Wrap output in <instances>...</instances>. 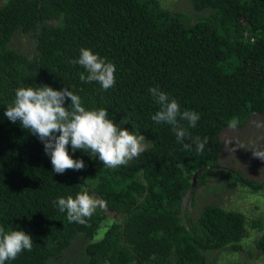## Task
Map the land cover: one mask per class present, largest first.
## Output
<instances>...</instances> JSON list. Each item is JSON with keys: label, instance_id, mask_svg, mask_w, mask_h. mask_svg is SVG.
Here are the masks:
<instances>
[{"label": "trees", "instance_id": "trees-1", "mask_svg": "<svg viewBox=\"0 0 264 264\" xmlns=\"http://www.w3.org/2000/svg\"><path fill=\"white\" fill-rule=\"evenodd\" d=\"M190 2L197 19H185L160 0L0 3V226L23 229L34 242L32 251L5 264L61 261L79 236L92 240L100 229V238L84 247L86 264H210L211 251L243 252V212L209 202L197 213L190 209L195 190L215 175L252 191L264 189V181L217 165L229 122L234 118L242 128L264 116V0ZM16 41L31 46L25 50ZM82 47L116 65L114 87L80 80L86 70L70 61ZM44 84L69 86L86 108L105 107L116 122L128 119L151 141L149 147L112 169L83 150L72 153L69 145L86 167L56 174L38 137L4 115L17 88ZM153 87L176 98L181 111L199 113L188 130L208 138L202 154L195 145L183 150L170 125L151 119L159 109L149 93ZM196 172L183 219L182 200ZM82 189L106 201L87 226L70 223L55 203ZM249 226L260 229L254 252L264 259V224L258 218Z\"/></svg>", "mask_w": 264, "mask_h": 264}, {"label": "clouds", "instance_id": "clouds-1", "mask_svg": "<svg viewBox=\"0 0 264 264\" xmlns=\"http://www.w3.org/2000/svg\"><path fill=\"white\" fill-rule=\"evenodd\" d=\"M70 63L78 64L86 70L87 75L80 73L82 82H97L104 90L114 87L116 83V65L90 48L82 47L79 58ZM149 93L159 105L151 119L156 124L170 125L183 150L191 151L195 145L196 152L202 154L208 138L193 136L188 130L196 126L200 119L199 113L188 109L181 111L178 100L159 87L150 88ZM69 98L71 102L65 106ZM4 115L12 123L19 121L24 129L38 137L43 143L45 154L50 157L53 171L61 175L67 170L79 171L86 167L83 159L73 158L69 145L72 153L83 150L93 158L98 157L104 167L115 169L139 157L151 142L146 140L134 124V131L122 127L128 119L116 122L110 117L107 108H86L81 97L70 90L69 86L60 90L47 84L35 88L19 87ZM183 121L187 122L188 127L184 126ZM237 123L233 119L229 126L235 128ZM236 147L245 148L238 141ZM251 150L253 157L264 160V148ZM55 203L61 212H66L70 223L85 226L97 209L106 207L105 200L90 194L87 189H82L75 197H59ZM33 243L31 234L23 229L0 226V264L15 260L25 250L32 251Z\"/></svg>", "mask_w": 264, "mask_h": 264}, {"label": "rangeland", "instance_id": "rangeland-1", "mask_svg": "<svg viewBox=\"0 0 264 264\" xmlns=\"http://www.w3.org/2000/svg\"><path fill=\"white\" fill-rule=\"evenodd\" d=\"M4 1L0 0V3ZM160 2L166 9L180 12L185 19H197L200 14L193 10L190 0H160ZM204 13L206 14L207 12L203 11L201 14ZM16 43L22 45L25 50L31 46L27 41L22 43L16 41ZM121 126L134 131L129 122ZM263 138L264 116L261 115L250 118L242 128L226 127L221 133L222 150L217 160V165L236 169L247 178L256 182H263L264 167L262 161L253 157L251 150V148H262ZM236 141L243 144L245 148L236 147ZM232 148L235 150L233 151ZM207 202L214 203L225 209L241 211L246 215L247 219V233L241 239L243 252L239 251L237 253L231 248L211 251L207 254L209 263L231 264L239 260L241 264H264L261 253L254 252V240L259 236L260 229L249 226L253 219L256 220L258 218L264 224V189L252 191L233 179H225L221 174L217 177L215 175L195 190L194 209L191 206L190 213L194 214L201 211ZM101 234L102 229L98 231L92 240L99 239ZM82 238V236H79L75 240L73 245L67 249L61 261H53L52 264H84V262L86 264L87 257L85 256L84 247L86 243L92 240L83 241ZM250 251H252V257H247Z\"/></svg>", "mask_w": 264, "mask_h": 264}, {"label": "water", "instance_id": "water-1", "mask_svg": "<svg viewBox=\"0 0 264 264\" xmlns=\"http://www.w3.org/2000/svg\"><path fill=\"white\" fill-rule=\"evenodd\" d=\"M197 173H198V172H196V173L193 175L191 185H190L188 191L185 193V195H184V197H183V200H182V215H183V219H184V206H185V202H186L188 196H189V195L194 191V189H195L196 181H197V179H196Z\"/></svg>", "mask_w": 264, "mask_h": 264}]
</instances>
